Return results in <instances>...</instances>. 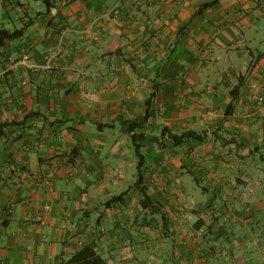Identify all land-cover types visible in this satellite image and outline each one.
Instances as JSON below:
<instances>
[{
    "label": "crops",
    "instance_id": "0c3cea01",
    "mask_svg": "<svg viewBox=\"0 0 264 264\" xmlns=\"http://www.w3.org/2000/svg\"><path fill=\"white\" fill-rule=\"evenodd\" d=\"M3 30L0 264H264V0H0Z\"/></svg>",
    "mask_w": 264,
    "mask_h": 264
},
{
    "label": "trees",
    "instance_id": "16d2710c",
    "mask_svg": "<svg viewBox=\"0 0 264 264\" xmlns=\"http://www.w3.org/2000/svg\"><path fill=\"white\" fill-rule=\"evenodd\" d=\"M209 6H212V5H209ZM21 35V32H14V33H10L9 31H6V30H3L0 32V46L3 45L5 43V41L7 40H13L17 37H19ZM136 124H132V126H134ZM139 126V124H138ZM170 139L171 141L173 142V144L175 146H179L185 142H188L190 140H198V141H202L203 139L201 138V136H197L194 132H185L181 135H173V134H170ZM137 149V152H140V146L137 145L136 147ZM88 250V248H84L82 250V252H80L75 258H73L71 261H70V264H81L80 261L82 260V256H83V253L84 251ZM89 256L91 257V262H87L85 264H106L103 260H101L99 257H97L95 255V253L93 251H89L88 252Z\"/></svg>",
    "mask_w": 264,
    "mask_h": 264
},
{
    "label": "built area",
    "instance_id": "2783aa9c",
    "mask_svg": "<svg viewBox=\"0 0 264 264\" xmlns=\"http://www.w3.org/2000/svg\"><path fill=\"white\" fill-rule=\"evenodd\" d=\"M51 60H52V57L51 56H48L47 58H46V65H45V68L46 69H50V64H51ZM18 64H23V65H26V60L25 59H22L20 62H17L15 59H12L11 60V65H18ZM34 71L35 72H38V71H40V67H35L34 68ZM253 88H256V86H254ZM87 97H90V95H86ZM206 115L207 116H211V117H215V115H216V112L215 111H208L207 113H206ZM169 161V159L168 158H165L164 159V162H168ZM254 243L255 244H259L260 243V239H258V238H256L255 240H254ZM81 245H82V243H80Z\"/></svg>",
    "mask_w": 264,
    "mask_h": 264
}]
</instances>
